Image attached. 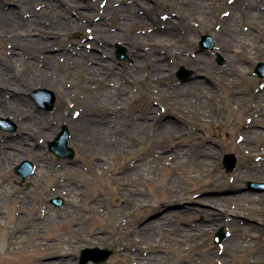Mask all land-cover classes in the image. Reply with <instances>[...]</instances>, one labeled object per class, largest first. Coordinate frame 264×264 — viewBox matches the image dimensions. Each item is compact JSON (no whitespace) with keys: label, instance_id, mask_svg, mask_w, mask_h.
Returning a JSON list of instances; mask_svg holds the SVG:
<instances>
[{"label":"rangeland","instance_id":"obj_1","mask_svg":"<svg viewBox=\"0 0 264 264\" xmlns=\"http://www.w3.org/2000/svg\"><path fill=\"white\" fill-rule=\"evenodd\" d=\"M228 12L230 56L217 45ZM24 20L57 25L59 36L30 33ZM202 35L212 48L199 49ZM92 56L102 65L87 84ZM260 62L264 0H0V72L32 78L13 86L30 117L10 100L0 110L14 126L0 129V264H78L85 248L112 251L104 264H264V191L247 186L264 184ZM36 89L52 92L51 110L30 98ZM78 114L96 128L69 125ZM62 126L68 160L47 150ZM24 160L35 169L21 182ZM122 178L138 181L125 188ZM214 214L223 224L209 223ZM220 229L228 236L217 245Z\"/></svg>","mask_w":264,"mask_h":264},{"label":"bare ground","instance_id":"obj_2","mask_svg":"<svg viewBox=\"0 0 264 264\" xmlns=\"http://www.w3.org/2000/svg\"><path fill=\"white\" fill-rule=\"evenodd\" d=\"M200 1V0H199ZM188 4V3H187ZM189 5V4H188ZM191 5H189V7H190ZM17 14V16L19 15V12L18 11H14V10H8L7 11V13H5V14H8V18L7 17H5V21H11L12 23H14V19H13V15L12 14ZM9 14H11V15H9ZM84 15H86V16H89V14H85V13H83ZM222 18H223V16H222ZM235 20V15L233 14V15H230V13L228 12L227 14H225V16H224V19H222V25H223V32L225 33V36H226V42H225V44L224 45H221V42H218L217 43V45L218 46H220L219 48H221L222 50H223V52L225 53V54H227L228 56H230V55H232L231 54V52L233 51V49L231 48V46H230V41H232L233 40V38H232V35L231 34H229L228 33V30H230L228 27H230L231 28V26H230V24L233 22ZM24 23L23 24H26V26H27V28L29 29H31V31H30V33L32 32V31H36V32H38V34L39 35H47L48 33H53L54 35H56V37H58L59 36V33H57V32H54L53 31V29L55 30V29H60L57 25H54V24H51V23H46V22H41V21H39V23H30V24H28V22L26 21V20H24L23 21ZM132 24H133V22H135V20L133 19L132 21ZM169 23H172V21H170ZM17 24H21L20 23V21L17 23ZM33 28V29H32ZM233 29V28H232ZM247 29V28H246ZM27 30V29H26ZM254 30V29H253ZM168 32H170V34H173L174 32H172V31H168ZM175 38H177L178 37V35L177 34H174L173 35ZM60 39V38H59ZM228 43V44H227ZM227 44V45H226ZM51 45V44H50ZM22 45H20L19 47H21ZM43 47V49L45 50L46 49V45H42ZM17 47V46H16ZM15 47V48H16ZM19 47H17V48H19ZM134 47H136V46H134ZM136 49V48H135ZM137 50H135V51H132L131 52V56L133 57V58H135L136 60H137V58H139V59H141L142 61H145L146 60V58H147V55L145 54V52L144 53H139V52H136ZM12 54H13V50H12V52H11ZM241 55V53L240 52H236V53H234V55L236 56V55ZM87 56V55H86ZM89 56V55H88ZM100 57V56H99ZM98 56H92V58H89L90 59V61H92V63L90 62V64L87 66H85V68H84V71H85V83H87V84H90L91 82H97V80H98V78H99V71H96L99 67H100V65H102L98 60H97V58H99ZM96 62H97V64H96ZM93 63H95L97 66V68H95V67H93L92 65H93ZM46 67H48L49 68V66H46ZM202 70V69H201ZM16 77H17V79H14L13 78V80H9V79H7V77H3L2 76V73L0 72V110H6L8 107H10V105H9V103L7 102L8 100H10V102H12V103H14V104H16V105H20V107L21 108H19V111L21 112V113H24L23 115H25L26 114V116H28L29 114H30V111H29V109H28V103L24 100V98H23V96L21 95V93L19 92V91H17V90H15V89H13L14 87L13 86H17V87H19V85L20 86H24L25 84H29L28 82L30 81V80H32V78H28V79H30V80H28L27 79V82H25V79H24V77H19L18 75H16ZM8 78H9V76H8ZM264 79V78H263ZM105 86V85H104ZM89 86H86L85 88H88ZM118 110H116V112H117ZM112 113H115V110H114V112H112ZM114 116H116V114L114 115ZM30 117V115L28 116V118ZM38 122L40 123V120H38ZM90 122H93V121H89V119L87 118V117H85L84 116V114H78L77 115V117H75V119H73V118H71V119H67V123L69 124V125H72V124H74V123H79V124H81L82 126H83V124H85V129H95L96 127L95 126H93V124H91ZM165 124H169V122H165ZM99 126H101L102 128H104V126H103V124H100ZM84 128V127H83ZM98 128V127H97ZM26 129V128H25ZM85 129L83 130V132L85 131ZM99 129V128H98ZM104 130V129H103ZM138 180H128L127 181V183L123 180V178H122V180H121V186H123V187H128L131 183H134V182H137ZM124 188V189H125ZM180 192V191H179ZM135 194H136V197H139V195H140V193H138V192H135ZM171 198H175V199H177L178 198V196H176V195H173ZM126 199V198H125ZM128 201H126V202H124V203H132V202H138V200H136L135 201V199H127ZM179 199H177V200H174L175 201V203H177L176 201H178ZM226 202L227 200H225V199H223V200H218V201H216V202ZM211 204H214L215 205V200L211 203ZM209 206H213V205H209ZM179 213L180 214H182L183 215V213H188V210L189 209H187L188 207H186V206H179ZM208 211H210V210H208V209H204V213L206 214ZM222 216V215H221ZM218 217V218H217ZM211 218H213V219H210V222L209 221H207V222H209V223H212V224H217V223H219V224H223V219H221V217H220V215H217V214H214V215H212L211 216ZM234 220H235V218H234ZM214 225V226H215ZM150 225H148L147 227H149ZM180 234H182V232H179ZM185 233H188V232H183V234H185ZM188 236V235H187ZM196 235H195V233L194 234H189V238L191 237V238H193V237H195ZM185 239H183L181 236H180V242H183ZM136 256H138L139 254L137 253V254H135ZM135 256V257H136ZM137 259L139 260V259H142V257L139 255L138 257H137Z\"/></svg>","mask_w":264,"mask_h":264},{"label":"water","instance_id":"obj_3","mask_svg":"<svg viewBox=\"0 0 264 264\" xmlns=\"http://www.w3.org/2000/svg\"><path fill=\"white\" fill-rule=\"evenodd\" d=\"M199 47L201 50H205L207 48H212V41L209 36H201V41L199 42ZM118 53H123V51L118 48ZM123 58V56H120ZM220 61V60H219ZM264 68L263 64H258L257 71H260ZM262 74V73H261ZM190 75V72L185 70L183 67H180L179 70L176 72V77L180 81H184ZM39 96H45L47 99L43 103H39L41 108L45 110H50L54 103V95L45 89L35 90L32 93V98L38 100ZM0 129L12 131L14 130V126L12 123L7 119H0ZM67 138L68 132L67 129L63 126L61 131L57 134L56 138L48 144V149L52 152L55 156L61 158H68L72 159L73 157V150L67 146ZM224 166L228 172H231L235 168L236 160L233 155H226L224 157ZM34 169L32 163L28 161L21 162L16 168L15 173L20 175L22 181H25L30 177ZM249 186H253L252 184H248ZM52 203L56 206H60L62 201L59 198L52 200ZM224 237V233L219 231L214 238V242L220 243ZM112 251L106 249H99V248H86L81 250L79 256V264H88L89 262L93 264H104L106 260L111 256Z\"/></svg>","mask_w":264,"mask_h":264}]
</instances>
